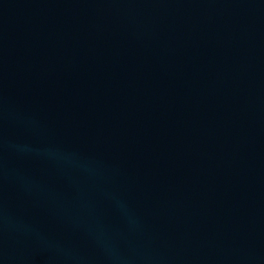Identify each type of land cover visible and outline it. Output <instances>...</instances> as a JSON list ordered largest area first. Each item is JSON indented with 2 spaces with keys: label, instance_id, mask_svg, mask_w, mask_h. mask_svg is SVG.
<instances>
[{
  "label": "water",
  "instance_id": "1",
  "mask_svg": "<svg viewBox=\"0 0 264 264\" xmlns=\"http://www.w3.org/2000/svg\"><path fill=\"white\" fill-rule=\"evenodd\" d=\"M0 264H264V0H0Z\"/></svg>",
  "mask_w": 264,
  "mask_h": 264
}]
</instances>
